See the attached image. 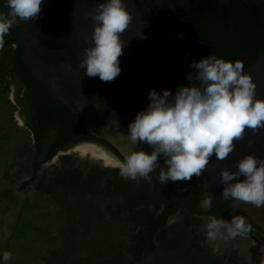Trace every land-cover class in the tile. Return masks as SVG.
Here are the masks:
<instances>
[{
  "label": "trees",
  "instance_id": "obj_1",
  "mask_svg": "<svg viewBox=\"0 0 264 264\" xmlns=\"http://www.w3.org/2000/svg\"><path fill=\"white\" fill-rule=\"evenodd\" d=\"M233 9L236 32L250 42L252 55H244L236 47L226 35L218 13L209 7L203 9V15L196 14L195 34L213 56L225 61H244L248 67L253 64L254 55L264 51V31L240 5ZM0 12L7 14L6 4H0ZM22 22L10 28L0 50V94L6 97L10 80L18 79L31 114L33 145L30 179L25 184L33 185L34 191L31 197L23 199L16 222H21L29 206L39 201L54 204L59 214L56 245L46 251L41 264H245L235 252L222 256L214 253L203 245L201 234H197L195 220L224 216L220 207L224 208L226 203L222 197L210 193L209 183L200 176H193L187 182L161 185L157 179L161 170L158 167L150 173V181L139 177L135 181L125 180L116 169L101 168L87 161L76 163L70 155L61 156L58 165L41 173L42 167L58 152L77 144L112 147L93 136L80 116L52 98L34 78L25 62L24 42L28 35L36 38L40 20L32 19L29 25ZM39 55L50 66L70 65L88 89L78 92L71 79L58 74L56 78H64L65 89L79 100L100 102L110 112L97 85L85 76L68 51L42 48ZM4 96L1 100L9 104ZM123 123L129 124L126 120ZM159 162L163 167L162 159ZM197 183L205 186L213 200L208 210L200 207L203 195ZM19 200L9 189L0 191V201L18 203ZM176 213L183 214L181 222L168 227V219ZM2 255L0 249V264Z\"/></svg>",
  "mask_w": 264,
  "mask_h": 264
},
{
  "label": "clouds",
  "instance_id": "obj_2",
  "mask_svg": "<svg viewBox=\"0 0 264 264\" xmlns=\"http://www.w3.org/2000/svg\"><path fill=\"white\" fill-rule=\"evenodd\" d=\"M42 2L5 0L9 11L0 12V50L14 24L37 19ZM87 19L91 21V33L84 41L89 46L83 48L80 67L85 69V76L111 82L121 72L118 58L123 54L122 36L129 30L133 14L126 0H103L94 5ZM135 35L144 38L142 31ZM189 66L195 70L187 77L189 86L178 87L175 94L171 90H149L147 107L128 124L126 135L120 133L133 146L123 158L93 146L104 166L118 170L122 179L150 181V173L159 167L157 179L161 185L190 181L202 175L213 156L221 161L227 158L235 149V141L244 138L246 128L253 132L264 129V100L257 98L256 85L242 61L211 55ZM137 145H143V149L135 150ZM145 145L151 149L150 154L144 150ZM234 167L235 171L222 169L218 173L222 198L264 207V158L247 154ZM211 203L212 198L206 197L200 207L210 208ZM207 219L206 239L213 243L245 237L251 231L244 216ZM11 258L10 252L3 253L4 262Z\"/></svg>",
  "mask_w": 264,
  "mask_h": 264
},
{
  "label": "water",
  "instance_id": "obj_3",
  "mask_svg": "<svg viewBox=\"0 0 264 264\" xmlns=\"http://www.w3.org/2000/svg\"><path fill=\"white\" fill-rule=\"evenodd\" d=\"M101 2L103 0H43L37 17L40 20L36 35L39 45L48 51L66 50L80 65L83 48L89 46L84 41L91 33L87 14ZM126 3L133 21L122 36L123 54L118 58L121 72L111 82L90 78L97 85L104 105L129 123L147 107L149 90H171L175 94L178 87L189 86L187 77L195 72L189 65L212 55L195 34L196 14H202L205 7L215 10L224 22H233V6L237 3L255 17L264 31V20L257 19L264 18V0H126ZM224 27L229 35L228 25ZM138 31H142L143 39L135 35ZM40 61L46 65L43 59ZM245 72L256 85L257 98L264 100V51L254 56L253 64L245 67ZM84 144L99 146L96 143L76 146ZM235 145L224 160L213 156L200 176L209 183V191L215 197H221L223 190L218 176L220 170L235 171V164L247 154L264 158V129L253 132L246 128L244 138L235 141ZM144 150L151 152L147 145Z\"/></svg>",
  "mask_w": 264,
  "mask_h": 264
},
{
  "label": "rangeland",
  "instance_id": "obj_4",
  "mask_svg": "<svg viewBox=\"0 0 264 264\" xmlns=\"http://www.w3.org/2000/svg\"><path fill=\"white\" fill-rule=\"evenodd\" d=\"M36 38L30 35L28 41L29 50L25 54V59L31 63L35 74L38 77L56 81L58 74H63L66 78L72 79L75 75L67 67H59L55 70L44 65L40 61V49L36 44ZM76 74V73H74ZM78 92H81L77 86ZM59 94V92H58ZM57 95V94H56ZM0 94V191L11 190L15 192L20 200L18 203L11 201H0V249L2 254L7 251L12 254V258L2 264H41V259L47 250L56 245L54 238L60 226L57 208L52 203L39 201L36 205L29 206L21 222H16L20 205L23 199L31 197L34 186L25 184L30 179V148L33 145V134L31 129V114L25 99V91L18 79L13 78L9 83V91L5 103ZM83 107L78 103L77 108L81 111L80 117L93 132L102 134L108 141L113 143L123 153L130 150V144L122 138L120 133H126L116 124L104 122L100 118V108L94 103L87 102ZM94 105V106H92ZM103 123V124H101ZM100 147L111 151L107 146L97 144ZM82 146H72L57 155L42 167L41 173L50 171L52 166L59 164V159L63 155H70L75 158L76 163L87 161L104 167L102 160L91 155L81 154L78 148ZM94 150L95 147L86 145ZM78 147V148H77ZM203 195V199L208 197L204 187L197 183ZM31 201V200H30ZM182 213H176L167 221V226H173L181 222ZM197 234H201L203 245L222 256L228 252H235L245 264H264V247L254 236L247 234L245 237L235 239L218 240L215 243L206 239L205 225L208 223L206 217L195 220ZM3 256V255H2Z\"/></svg>",
  "mask_w": 264,
  "mask_h": 264
},
{
  "label": "flooded vegetation",
  "instance_id": "obj_5",
  "mask_svg": "<svg viewBox=\"0 0 264 264\" xmlns=\"http://www.w3.org/2000/svg\"><path fill=\"white\" fill-rule=\"evenodd\" d=\"M0 4H6L5 0H0ZM238 5L237 3L234 4ZM203 11L202 14L203 15ZM219 15V14H218ZM248 15V14H247ZM248 17H250L258 26V23L255 19V17H252L250 15H248ZM221 19V18H220ZM259 21H263L264 18L263 17H258L257 18ZM222 20V19H221ZM30 20L28 21H23L22 24L24 25H29ZM222 22L228 25L229 29H228V34L227 35L229 38H231L234 42V44L236 45V47L242 51V53L244 55H252V53H254L252 45H250V42L245 40V38L241 35H239L236 32V25H237V21L234 18L233 22H224L222 20ZM226 33V30H225ZM30 35H28L26 37V41L24 42V47L26 49L25 54L28 52L29 47L28 45V41H29ZM37 41V39H36ZM36 44L38 45L39 49H42L43 47L39 45L38 41L36 42ZM45 49V48H44ZM46 50V49H45ZM209 52L210 50L207 49ZM211 53V52H210ZM212 54V53H211ZM258 54V53H257ZM256 55V54H255ZM254 55V56H255ZM40 59H42L40 57ZM26 64L29 66L31 73L33 74L34 78L46 89V92L55 100H60L62 101V103L64 105L67 106V108L77 114L78 116H80L81 111L77 108L78 103H82L83 107L87 106V101H82L79 100L72 92L67 91L64 87V78H56V81H49L48 83L46 82V78H41L38 77L35 72L34 69L31 65V63H28L25 59ZM244 63V65H246V62L242 61ZM49 68L55 70L56 68L59 67H67L68 69H71V66L68 64H57L56 66H50L47 65ZM72 75H75V77L73 78L74 80L71 79V83L72 86L76 89L77 86L80 87L81 92H84L88 89L87 86H85L84 84L81 83V81L77 78L76 74H74V71L70 72ZM77 90V89H76ZM78 91V90H77ZM59 92V94H58ZM57 94V95H56ZM89 101V99H88ZM94 105H98V107L96 108H100L99 110L101 111L100 113V118L101 120H103L104 122L107 123H111V124H116L119 127H121V129L127 134V126L123 123L124 120L119 119L118 117H116L113 112H108L104 106H102V104L100 102L94 103ZM92 105V106H94ZM84 122V121H83ZM101 123V124H103ZM87 126V125H86ZM90 133L100 139H103L104 141H106L112 148H109L111 151H108L120 158H123V153L117 148V146H115L113 143H111L110 141H108L105 137L102 136V134L100 135L99 133L93 132L92 129H90L88 127ZM133 148L132 145H130V150ZM105 149V148H104ZM106 150V149H105ZM129 150V151H130ZM135 150H142V145H137L135 146ZM202 185V184H201ZM205 189V186L202 185ZM206 191V189H205ZM206 195H208L206 193ZM209 197V195H208ZM222 197V196H221ZM221 197H217V198H221ZM222 201H225V207H220L221 211L224 213V216H220L217 218H223L226 220H230L233 218V216L236 215H240V216H244L247 219V222L251 225V231L248 233L252 236H254L256 239H258V241H260L261 245L264 247V207L261 208H256L255 206H252L250 204H244L241 203L239 201H233V200H224L222 199ZM213 202V200H212ZM211 206L212 203H211ZM217 206V204L215 205ZM209 208L205 209L208 210ZM206 218H208L209 216H205Z\"/></svg>",
  "mask_w": 264,
  "mask_h": 264
},
{
  "label": "bare ground",
  "instance_id": "obj_6",
  "mask_svg": "<svg viewBox=\"0 0 264 264\" xmlns=\"http://www.w3.org/2000/svg\"><path fill=\"white\" fill-rule=\"evenodd\" d=\"M90 146L93 147V145H90ZM77 148H78V147H77ZM78 150L81 152V154H84V155H85V154H87V155H91L92 157H95V158L100 159V161L102 160V159L100 158V156L98 155L97 151L94 150L93 148L89 147V146H86V144L80 146V147L78 148Z\"/></svg>",
  "mask_w": 264,
  "mask_h": 264
}]
</instances>
